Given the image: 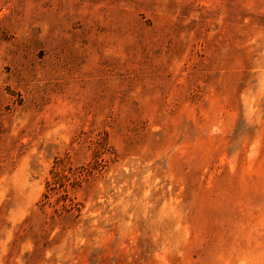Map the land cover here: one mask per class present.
Segmentation results:
<instances>
[{
    "label": "rangeland",
    "instance_id": "obj_1",
    "mask_svg": "<svg viewBox=\"0 0 264 264\" xmlns=\"http://www.w3.org/2000/svg\"><path fill=\"white\" fill-rule=\"evenodd\" d=\"M0 264H264V0H0Z\"/></svg>",
    "mask_w": 264,
    "mask_h": 264
}]
</instances>
